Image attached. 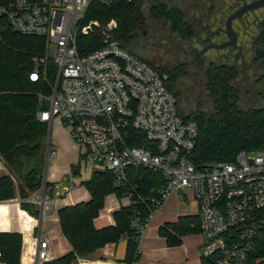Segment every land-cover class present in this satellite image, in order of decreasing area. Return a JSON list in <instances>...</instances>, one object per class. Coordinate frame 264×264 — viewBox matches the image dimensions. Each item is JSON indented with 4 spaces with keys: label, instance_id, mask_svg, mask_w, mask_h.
<instances>
[{
    "label": "built area",
    "instance_id": "2783aa9c",
    "mask_svg": "<svg viewBox=\"0 0 264 264\" xmlns=\"http://www.w3.org/2000/svg\"><path fill=\"white\" fill-rule=\"evenodd\" d=\"M115 0H12L0 7V27L23 36L44 38L46 54L33 56L31 82L46 77L47 62L57 69L48 102L37 114L38 121L58 119L79 151V166L109 171L121 187L129 205L138 204L128 186L127 170L142 167L161 173L165 180L160 196L145 222L139 212L131 227L143 235L154 215L179 191H190L198 205L201 253L215 264H248L254 239L264 231V150L240 152L234 160L198 168L191 160L199 134L196 113L179 111V101L149 62L111 40L116 23L100 27L84 22L93 4L110 6ZM100 29L104 46L89 54L78 50V40ZM41 66H43L41 74ZM142 134L141 146H129L131 132ZM141 139H135V142ZM57 149L48 142V159ZM40 194L27 202L40 211V218L56 204L53 185L45 183ZM66 195V190L59 198ZM20 204L21 201L18 199ZM32 264L52 261L49 242L35 238ZM0 264H5L1 261Z\"/></svg>",
    "mask_w": 264,
    "mask_h": 264
},
{
    "label": "trees",
    "instance_id": "16d2710c",
    "mask_svg": "<svg viewBox=\"0 0 264 264\" xmlns=\"http://www.w3.org/2000/svg\"><path fill=\"white\" fill-rule=\"evenodd\" d=\"M12 0H0V7ZM133 1L134 3H132ZM163 0H115L110 6L93 4L87 11L88 21L94 20L104 27L111 19H117L118 29L111 34V40L119 42L128 51L129 43L145 23L141 11L143 2H149L150 18L155 21L168 19L175 32L186 33L182 18L175 19L171 12L162 7ZM174 14V13H173ZM0 20V24H1ZM105 36L100 29L78 40V50L85 55L101 49ZM264 48V22L262 32ZM131 52V51H130ZM132 53V52H131ZM46 54L44 38L23 36L10 28L0 27V166L7 174L0 176V255L5 264H32L36 250L37 220L40 211L27 202L44 185L43 171L31 169L24 172L25 160L36 157L44 147L47 136V123L38 121L37 114L46 110L40 104L37 93L44 81L47 82V96L51 95L57 69L51 61L47 62V74L37 82H31L28 74L34 68L32 57ZM134 54V53H133ZM135 55V54H134ZM264 65V59L262 61ZM153 66L159 74L165 73ZM41 74L43 66H41ZM181 69H173L168 75L167 88L179 101V92L173 81L181 75ZM239 72L218 69L210 71L205 77V88L212 102L210 111L203 109L190 111L196 113L199 134L191 160L198 167L219 162H228L242 151L264 150V106L241 108L242 91L238 85ZM262 88L255 95L264 102V69L250 85ZM247 88L246 95H249ZM253 94V93H251ZM179 111L182 112L179 102ZM141 139L135 142V139ZM129 146H141L142 134L132 131L127 140ZM74 170L78 171V167ZM128 186L136 187L133 193L138 204L121 207L114 213L115 225L101 230L94 226V220L104 209L107 196L115 194L124 198L127 187L117 184L109 171H95L83 185L90 194L87 202L66 206L58 211L61 230L72 247V251L46 264H74L79 258L92 255L107 244L127 241L126 255L122 264H134L140 259V235L131 227V218L139 212L142 222L151 213V199L160 196L165 184L161 173L142 167L127 170ZM19 199L18 202L13 201ZM173 232V234L171 233ZM200 232V220L183 217L175 224L159 230L168 246L182 243V237ZM202 264H215L213 259L202 257ZM248 264H264V231H259L254 239L253 249L248 256Z\"/></svg>",
    "mask_w": 264,
    "mask_h": 264
},
{
    "label": "crops",
    "instance_id": "0c3cea01",
    "mask_svg": "<svg viewBox=\"0 0 264 264\" xmlns=\"http://www.w3.org/2000/svg\"><path fill=\"white\" fill-rule=\"evenodd\" d=\"M54 123L57 126V134L52 142L49 137V141L57 149L56 157L51 158V172L45 173L44 182L53 185L51 198L56 204L44 217L37 220L38 229L35 234L36 237L49 242L52 261L72 251L70 243L62 233L58 211L66 206L89 201L90 194L83 184L92 176L90 168L79 166V151L68 130L60 127L58 119L48 124L50 129ZM75 167H78L77 175H74ZM68 181L72 184V188L68 186ZM63 190H66V195L59 198ZM125 206H129L128 199L118 198L115 194L107 196L104 209L94 220L95 228L101 230L114 226V213ZM35 207L39 210L37 206ZM183 217L198 218V205L190 191L171 196L154 215L139 245L140 259L134 264H202L203 239L200 232L182 237V243L175 247L168 246L166 239L159 234L162 227L175 224ZM126 248V240L107 244L92 255L79 258L74 264H122Z\"/></svg>",
    "mask_w": 264,
    "mask_h": 264
},
{
    "label": "flooded vegetation",
    "instance_id": "af4514ba",
    "mask_svg": "<svg viewBox=\"0 0 264 264\" xmlns=\"http://www.w3.org/2000/svg\"><path fill=\"white\" fill-rule=\"evenodd\" d=\"M255 1L259 0H188L182 5L179 0H163L165 11L171 12L177 20L182 18L186 30V33L175 32L170 20H161L169 24L170 33L164 38L169 51L166 66L186 72L195 71L201 81L208 72L218 69L233 70L243 75L263 70L261 61L264 59V48L261 39L264 20L260 19L258 12L264 7L248 12L232 22L236 34L234 45L221 50L210 49L200 54L207 46L231 42L225 33L229 17L245 4ZM250 27L257 34L249 33ZM211 53H215L213 59L209 57Z\"/></svg>",
    "mask_w": 264,
    "mask_h": 264
},
{
    "label": "rangeland",
    "instance_id": "374dc122",
    "mask_svg": "<svg viewBox=\"0 0 264 264\" xmlns=\"http://www.w3.org/2000/svg\"><path fill=\"white\" fill-rule=\"evenodd\" d=\"M180 4L184 5L188 2V0H179ZM150 3L143 2L141 5V11L143 13V17L145 18V23L140 26L137 30L136 37L129 43L128 49L134 53L139 58L151 63L155 67L159 68L161 71L165 73V75H170L173 71L172 66H166V63L169 59V51L166 49L164 38L169 33V24H166L162 21H155L150 18L149 14ZM260 19L264 20V9L258 12ZM94 21V20H90ZM114 21L116 23L115 30L118 29V21L117 19H111L109 23ZM84 22L87 23V16L84 19ZM107 23L104 27H107ZM97 25L101 27V24L97 22ZM114 30V31H115ZM112 31L111 33H114ZM249 33L257 34L253 27L248 28ZM111 36V35H110ZM215 53L210 54V58H214ZM262 64V61H261ZM261 71L256 72H247L243 75V73L239 72L238 85L241 88L242 96H241V108L249 109V108H258L263 107L264 102L260 100V98L256 97V93L261 91L262 88L253 87L254 90L250 88V85L254 83L255 79L262 73ZM181 75L178 76V79L173 81L176 83V89L181 92L179 95L180 108L182 112L188 114L190 111H195L199 109H203L205 111H210L212 107V102L209 100L208 93L205 86V79L203 81L200 80L199 76L195 71H181ZM204 75V73H203ZM47 82L44 81L41 87L38 90L37 96L48 97L47 96ZM247 88L252 90L249 95H246ZM253 93V94H251ZM41 104V103H40ZM45 108L48 109V102H44ZM47 128V136L44 142L43 150L34 158L25 160V169L24 172H28L31 169H39L43 171V180L45 177V173L51 172L52 159H48L47 156V146L49 142V137L51 138V142L55 138L57 134V126L55 125ZM61 128H66L62 122H60ZM49 133L51 136H49ZM5 170L4 166H0V170ZM7 172V171H6ZM69 178V177H68ZM68 186L73 187L72 184L68 181ZM40 189L39 191H41ZM38 191V192H39ZM37 193V192H36ZM16 201L17 200H13ZM19 204V203H18Z\"/></svg>",
    "mask_w": 264,
    "mask_h": 264
},
{
    "label": "water",
    "instance_id": "95a60500",
    "mask_svg": "<svg viewBox=\"0 0 264 264\" xmlns=\"http://www.w3.org/2000/svg\"><path fill=\"white\" fill-rule=\"evenodd\" d=\"M132 3H134L133 1H131ZM262 7H264V0H259V1H255L251 4H245L241 9H239L235 14H233L232 16L229 17L228 21H227V29L225 31V33L228 35L229 39L231 40V42L227 43V44H223V45H212V46H207L205 47L200 54H204L206 53L208 50L210 49H216V50H221L224 49L228 46H232L235 44L236 41V34L233 31L232 28V22L238 18H240L242 15L248 13V12H252L258 9H261ZM261 51V50H260ZM259 56L261 54H258ZM78 171L75 170L74 171V175H77ZM7 174V172L5 170H0V176H5ZM179 194H182V191H179ZM18 200V199H16Z\"/></svg>",
    "mask_w": 264,
    "mask_h": 264
}]
</instances>
